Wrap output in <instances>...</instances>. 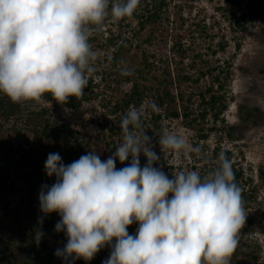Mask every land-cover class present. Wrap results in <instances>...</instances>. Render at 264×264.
Instances as JSON below:
<instances>
[{"label": "clouds", "instance_id": "clouds-1", "mask_svg": "<svg viewBox=\"0 0 264 264\" xmlns=\"http://www.w3.org/2000/svg\"><path fill=\"white\" fill-rule=\"evenodd\" d=\"M140 2L0 0V93L16 104L50 103L47 94L64 106L82 97L96 71L90 37L106 20L133 17ZM120 71L132 75L127 67ZM158 111L154 101L130 106L106 160L87 150L66 165L59 153L48 154L44 171L55 182L38 194L37 246L44 219L56 213L55 231L67 242L55 255L65 264L90 262L105 247L110 254L102 264H229L246 222L231 161L221 154L219 166L203 178L189 169L166 174L157 167L164 156L181 159L199 149L190 148L181 130H164L153 142L144 120ZM117 160L130 162L117 169ZM133 224L138 227L130 234Z\"/></svg>", "mask_w": 264, "mask_h": 264}, {"label": "rangeland", "instance_id": "rangeland-1", "mask_svg": "<svg viewBox=\"0 0 264 264\" xmlns=\"http://www.w3.org/2000/svg\"><path fill=\"white\" fill-rule=\"evenodd\" d=\"M165 2L162 13L168 20L162 18L143 30H139L132 17L117 23H111L110 19L105 21L103 36H98V40L91 44L93 51L97 53V60L96 71L89 78L91 87L87 85L85 88L89 100L84 101L78 109H72L68 105L60 106L55 102L34 105L50 108L52 119L58 123H67L77 132L87 150L100 153L101 159L106 160L109 154L103 141H113L114 146H118L119 121L128 110L115 111L114 106L131 86V83L125 82L116 73L117 70L127 67L132 72V75H128L130 80L141 83L142 80L133 71L141 70L145 60L150 65L146 69H149L147 79L165 78L164 71L167 69L178 80L181 76L188 75L190 81L176 84L172 92L182 93L184 104L189 107L192 117H196L200 111L199 92L211 84L210 76H202L201 73H207L212 67L217 71H228L229 76L222 91L227 104L221 116L222 121L212 123L208 120L188 127L181 118L163 117V110L160 109L162 118L159 124L162 131H183L190 148L199 149V152L189 151L181 159L164 156L161 165L157 167H163L165 173L170 175L183 169L194 170L203 178L219 166L221 154L225 156V152L230 153L231 164L242 169L244 179L249 182L245 190H255V199L248 209H244L246 219L255 222L247 225L246 221L242 228L247 232L238 233V238L242 237L241 243L248 244L257 251V260L251 261V264H264V181L258 173L259 167L264 166V0L246 1L256 18L254 23H246V33L233 28L222 15L219 9L223 6V0ZM118 34L127 42L120 38L117 43L122 42L127 50L113 67L111 53L114 48L106 46L105 39L109 35L115 37ZM175 34L181 37L184 57L169 51ZM142 83L155 87L151 80ZM149 116L150 112L144 120L147 132L151 127ZM108 127L119 130L110 137ZM228 127H233L231 134L237 136V139L227 136ZM153 134L148 135L152 136L153 142H157L162 132L154 130ZM202 134H207V137L202 139ZM155 150L159 152V147L156 146ZM116 167H121L118 161ZM44 237L47 242L52 243L49 237Z\"/></svg>", "mask_w": 264, "mask_h": 264}, {"label": "trees", "instance_id": "trees-1", "mask_svg": "<svg viewBox=\"0 0 264 264\" xmlns=\"http://www.w3.org/2000/svg\"><path fill=\"white\" fill-rule=\"evenodd\" d=\"M246 1L223 0V6L219 9L233 28L243 33L247 32L246 23L252 24L256 20ZM165 6V0H141L132 17L136 20L139 30L158 23L162 18L167 21L168 18L162 13ZM98 36H103L102 31L94 33L90 37L89 43L96 42ZM120 36V34L115 37L109 35L105 39L106 46L114 48L111 53V65L113 67L117 65L127 50L122 42L117 43L121 39L127 42ZM173 36L169 51L184 57L185 49H182L180 35L175 34ZM147 42L149 41L147 40ZM220 48L223 49V46L220 45ZM142 66L141 70H135L133 74H136L142 81H153L155 87H148L142 81L140 83L137 80H130L129 76L121 75V72L117 70L116 73L125 82L131 83V86L122 99L115 104V111L124 112L130 106L138 108L146 99H152L158 105L159 111L160 109L163 110V117L181 118L188 127L208 120L212 123L222 121L221 116L227 108L226 96L222 91L229 76L228 71L222 69L217 71L215 67H212L207 73H201L202 76L205 74L210 76L211 84L204 91L199 92L198 107L200 111L196 117H192L189 107L184 104L182 93L180 91L177 94L172 92L176 84L188 82L190 77L183 75L178 80L173 78L167 69L164 71L165 78L147 79L146 75H148L149 69L147 71L146 69L150 65L144 60ZM88 85L91 87V81L88 82ZM214 86L215 89H213ZM88 100L89 96L86 95L85 89L82 97L69 98L67 105L76 110L84 101ZM45 101L55 102L47 94ZM187 101L189 102L188 99ZM178 103L180 104L178 105ZM159 111L150 112L149 135H152L154 130L162 132V126L159 124L162 116ZM107 130L112 137V134L119 129L108 127ZM233 130V127H228L227 136L237 139V136L231 134ZM206 137L207 134L201 135L202 139ZM103 144L109 155L116 148L113 141H103ZM86 152L87 148L84 142L79 139L77 132L67 123H58L52 119L50 108L39 107L33 103L16 104L6 95L0 93V264H65L62 259L55 255L57 248H63L67 242L63 232L57 233L55 231V224L60 219L58 214H51L44 219L43 223L44 236L49 237L52 243L47 242L46 237H43L37 246L33 240V230L36 228L38 218L41 215L38 194L42 185H51L55 182V177H47L44 171V164L49 153H59L63 163L67 165L78 160ZM224 154L230 160L231 154L228 152ZM129 162L126 161L124 165L119 162L120 168ZM140 163L141 167L146 163L143 155L140 157ZM232 169L235 183L241 189L243 208L248 209L255 199V190L253 188L245 190V186L249 182L244 179L242 169L235 168L234 165H232ZM258 171L259 176L264 181V166L259 167ZM246 221L247 225H253L255 222L252 219H246ZM137 227L136 224L131 225L128 229L129 233L135 234ZM246 232L247 230L243 228L239 231L241 234ZM241 238H238L237 248L232 253L229 264H251V261L257 260L255 254L257 251L250 245L241 243ZM109 254L110 248L105 247L97 253L92 261L76 260L75 264H102Z\"/></svg>", "mask_w": 264, "mask_h": 264}]
</instances>
